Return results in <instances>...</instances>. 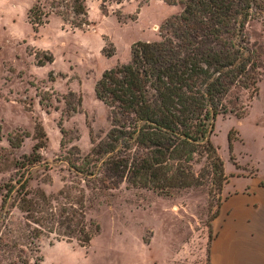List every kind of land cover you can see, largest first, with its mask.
Instances as JSON below:
<instances>
[{"label":"rangeland","instance_id":"rangeland-1","mask_svg":"<svg viewBox=\"0 0 264 264\" xmlns=\"http://www.w3.org/2000/svg\"><path fill=\"white\" fill-rule=\"evenodd\" d=\"M85 4L89 24L77 28L73 0H0V264L206 263L223 188L210 160L193 165L201 185L168 195L112 178L102 158L100 169L87 170L84 161L112 129L97 82L128 64L137 42L161 41L183 7L159 0ZM244 33L259 57L264 101V21H251ZM253 97V88L237 87L229 96L234 112L216 120L211 141L227 171L228 134L248 139L254 115L240 116ZM248 147L239 144L235 153ZM20 178L3 206L6 186Z\"/></svg>","mask_w":264,"mask_h":264},{"label":"trees","instance_id":"trees-1","mask_svg":"<svg viewBox=\"0 0 264 264\" xmlns=\"http://www.w3.org/2000/svg\"><path fill=\"white\" fill-rule=\"evenodd\" d=\"M159 1L182 5V12L166 22L161 41L137 42L131 61L97 82L95 93L111 110L112 129L84 160L86 169H100L102 158L112 178L168 195L170 189L201 185L193 165L207 159L224 185V162L211 136L217 118L234 112V89L253 88L259 95V57L246 46L244 32L251 21H264V0ZM73 8L81 17L75 27L88 25L85 0H73ZM233 140L228 134L229 152ZM20 183L6 186L3 206Z\"/></svg>","mask_w":264,"mask_h":264},{"label":"crops","instance_id":"crops-1","mask_svg":"<svg viewBox=\"0 0 264 264\" xmlns=\"http://www.w3.org/2000/svg\"><path fill=\"white\" fill-rule=\"evenodd\" d=\"M246 115H254L248 139L240 131L229 152L233 170L227 171L224 163L227 181L211 221L208 264H264V101L260 93L240 119ZM246 141L248 149L236 154V147Z\"/></svg>","mask_w":264,"mask_h":264}]
</instances>
